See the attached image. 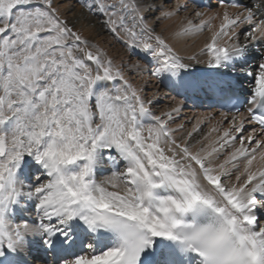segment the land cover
<instances>
[{
  "label": "snow or ice",
  "instance_id": "snow-or-ice-1",
  "mask_svg": "<svg viewBox=\"0 0 264 264\" xmlns=\"http://www.w3.org/2000/svg\"><path fill=\"white\" fill-rule=\"evenodd\" d=\"M63 4L0 0V264H264V0H82L143 67ZM181 12L203 59L156 31ZM149 63L174 93L159 115L128 78ZM209 95L219 120L171 127Z\"/></svg>",
  "mask_w": 264,
  "mask_h": 264
},
{
  "label": "bare ground",
  "instance_id": "bare-ground-1",
  "mask_svg": "<svg viewBox=\"0 0 264 264\" xmlns=\"http://www.w3.org/2000/svg\"><path fill=\"white\" fill-rule=\"evenodd\" d=\"M67 0H64V4L61 6V10L63 12H68L67 17L70 24L74 25L75 28H80L81 32L83 33V37L90 41L94 45H98L99 47H102L106 50V55L113 58L114 62L120 63L121 61L125 62H137L139 61L141 66L143 67L146 63V61L142 58L140 55H132L130 57V54L127 53L125 46L123 43L114 35V37H111L107 34H102L103 27L97 25L96 17H91L87 15H77L76 11H72V9H69V6L67 5ZM69 1V0H68ZM82 3V0H79V3ZM86 1L87 0H83ZM70 2V1H69ZM174 3L180 2V0H173ZM216 1L213 0L211 2V5H215ZM78 9V8H77ZM213 12L216 11V8L213 7L211 9ZM81 14V12H80ZM84 14V13H83ZM187 15L184 12H181L179 16L174 17L169 20L161 21L159 25L156 27V31L160 33L162 36H164L169 43L172 44V46L175 48V50L178 52L179 55L187 58L191 55H197L198 58H205V57H199V51L203 47L204 43L207 41L210 33L207 29H205L203 32L198 34L189 35L187 37H180L176 38L172 35L174 31L177 30L180 18ZM198 23V21H196ZM102 28V30L100 29ZM104 33V32H103ZM103 35V36H102ZM148 71H136L133 70L132 73L129 75V80L135 85V86H141L145 88L144 95L146 97H154L157 103L153 105L154 111L157 115H159L163 111H167L169 106L174 104L175 101L172 100V96L174 93H169L168 89L164 87L162 83H160L155 77L151 76L150 70H151V64H147ZM211 70L208 69L205 65H196L195 70ZM126 74L128 73V70L125 69ZM177 100L179 98L177 97ZM211 113L214 117V120L212 122H215V120L220 119V112H218L216 109L211 110H200L190 107L188 104H185L183 107L181 113L179 114V119L175 121L171 125V127L175 128L177 124L184 123V133L187 131H190L192 128V125L196 123L197 118L204 116L206 114ZM210 126L209 122H206L202 126V132L197 135V139H199L204 133L208 131V128ZM250 129L245 130L244 135H247ZM182 135L181 133L177 134ZM239 143V141H237ZM105 171L101 170L100 174L98 175V179L103 178L105 175Z\"/></svg>",
  "mask_w": 264,
  "mask_h": 264
},
{
  "label": "rangeland",
  "instance_id": "rangeland-1",
  "mask_svg": "<svg viewBox=\"0 0 264 264\" xmlns=\"http://www.w3.org/2000/svg\"><path fill=\"white\" fill-rule=\"evenodd\" d=\"M70 1V2H69ZM67 0L66 2H68V6H69V9H72V11H78L76 14L77 15H87V16H91V17H96L97 19H96V22H97V25H99V26H102L103 27V30H102V28H100L101 30H102V34L104 35V34H107V35H109V36H111V37H114V34L113 33H111L110 31H108L104 26H103V24H102V17H100V16H98V15H92V14H90V13H88L83 7H82V3H81V1H80V3H79V0ZM78 8V9H77ZM61 12L63 13V16L67 19V20H69L68 19V17H67V14H68V12H63L62 10H61ZM80 12H81V14H80ZM84 13V14H83ZM72 24H70V26H71ZM77 29V28H76ZM77 30H81L80 28H78ZM81 32V31H80ZM104 32V33H103ZM81 34L83 35V33L81 32ZM102 35V36H103ZM89 43L90 44H92L90 41H89ZM94 45V44H93ZM96 47H98L101 51H103L104 53H106V50L104 49V48H102V47H99L98 45H95Z\"/></svg>",
  "mask_w": 264,
  "mask_h": 264
}]
</instances>
